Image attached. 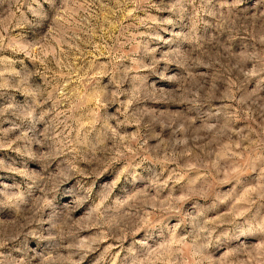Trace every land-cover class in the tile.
I'll use <instances>...</instances> for the list:
<instances>
[{
    "label": "rangeland",
    "instance_id": "1",
    "mask_svg": "<svg viewBox=\"0 0 264 264\" xmlns=\"http://www.w3.org/2000/svg\"><path fill=\"white\" fill-rule=\"evenodd\" d=\"M0 264H264V0H0Z\"/></svg>",
    "mask_w": 264,
    "mask_h": 264
}]
</instances>
